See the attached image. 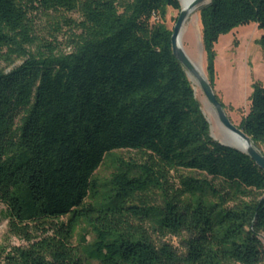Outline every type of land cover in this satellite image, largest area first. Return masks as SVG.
I'll use <instances>...</instances> for the list:
<instances>
[{
	"label": "trees",
	"instance_id": "16d2710c",
	"mask_svg": "<svg viewBox=\"0 0 264 264\" xmlns=\"http://www.w3.org/2000/svg\"><path fill=\"white\" fill-rule=\"evenodd\" d=\"M168 9L179 1L0 0V204L22 242L0 264H264V172L211 137ZM39 17L77 31L69 51ZM199 20L212 88L221 35L253 22L264 51V0H210ZM238 127L264 149V86Z\"/></svg>",
	"mask_w": 264,
	"mask_h": 264
},
{
	"label": "rangeland",
	"instance_id": "374dc122",
	"mask_svg": "<svg viewBox=\"0 0 264 264\" xmlns=\"http://www.w3.org/2000/svg\"><path fill=\"white\" fill-rule=\"evenodd\" d=\"M179 11L168 9L165 24L172 29ZM63 16L77 20L78 15L74 13H64ZM37 34L43 41L53 42L59 49L69 51L67 41L71 33L77 32L70 26L60 24L61 29L54 32L52 22L42 18H37ZM60 23V20H59ZM202 25L199 20V9L193 14H189L185 21L181 34V43L189 58L198 63L205 71L206 53L203 48L201 35ZM53 35V36H52ZM262 35V30L257 28L253 22L240 25L230 32L223 34L213 44L214 51V71L215 80L213 90L216 97L225 106V111L235 126H239L240 121L249 111L250 95L255 84L264 86V51L258 43ZM55 39V40H54ZM16 61L14 65L19 64ZM7 69L11 67H6ZM205 76L206 73L204 72ZM195 95L200 102L201 109L209 121L211 134L217 141L226 139V130L218 121L216 113L205 95L198 87H195ZM263 153H264V149ZM101 174L106 171L101 168ZM264 246V233L259 236ZM89 239V236L86 237ZM167 241L174 246H178L175 237H167ZM79 239L77 238V243ZM22 243L17 238L7 232L6 207L0 204V247L7 245H18ZM1 260V258H0Z\"/></svg>",
	"mask_w": 264,
	"mask_h": 264
},
{
	"label": "water",
	"instance_id": "95a60500",
	"mask_svg": "<svg viewBox=\"0 0 264 264\" xmlns=\"http://www.w3.org/2000/svg\"><path fill=\"white\" fill-rule=\"evenodd\" d=\"M180 9L179 13L176 19V22L172 28V34H171V49L173 52L174 57L179 61V63L184 68L186 75L191 82L193 79L196 81L197 85L205 95L206 99L214 109L216 116L218 118V121L222 124V126L225 128L226 133L235 134L239 137H241L243 140H245V150L241 151L236 147H233L231 145L225 144L222 141H218L220 144L231 147L233 149H236L242 153H245L247 156L250 157V159L264 172V154L261 153L256 146L253 144L251 138L247 136L242 129L235 126L230 118L228 117L225 109L223 108L222 104L217 100L216 94L211 87L208 79L206 76H202L199 74L195 68V65L193 61L189 58V56L186 54V52L183 50L181 44H180V38L182 34V29L185 21L187 20L189 14L191 11L203 4L206 0H190L188 5L186 7H183L180 0ZM210 2V1H209ZM194 89V88H193ZM195 92V89H194ZM204 114V112H203ZM207 119V118H206ZM208 121V119H207ZM209 123V121H208ZM210 133H211V127H210ZM211 137L216 140L212 134Z\"/></svg>",
	"mask_w": 264,
	"mask_h": 264
},
{
	"label": "bare ground",
	"instance_id": "6f19581e",
	"mask_svg": "<svg viewBox=\"0 0 264 264\" xmlns=\"http://www.w3.org/2000/svg\"><path fill=\"white\" fill-rule=\"evenodd\" d=\"M190 0H180L181 4L183 7H186L188 5ZM209 1L210 0H206L203 4H201L200 6L194 8L190 14H193L197 9H199L200 7L202 6H205L207 4H209ZM180 44L182 46V43H181V38H180ZM183 48V46H182ZM184 50V48H183ZM185 51V50H184ZM193 61V60H192ZM194 65H195V68L197 70V72L199 74H201L203 77L205 76L204 74V70L202 69V67L196 63L195 61H193ZM193 83H194V86L196 87L197 86V83L196 81L193 79ZM199 87V86H198ZM227 136H226V139L223 140V142L225 144H228V145H231L233 147H236L238 148L239 150L241 151H244L245 150V140H243L241 137L235 135V134H231V133H226ZM258 149V148H257ZM261 153H263V151L261 149H258ZM264 154V153H263Z\"/></svg>",
	"mask_w": 264,
	"mask_h": 264
}]
</instances>
